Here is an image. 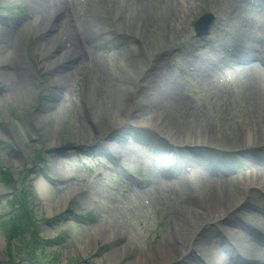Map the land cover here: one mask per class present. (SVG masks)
Segmentation results:
<instances>
[{"label":"rangeland","instance_id":"374dc122","mask_svg":"<svg viewBox=\"0 0 264 264\" xmlns=\"http://www.w3.org/2000/svg\"><path fill=\"white\" fill-rule=\"evenodd\" d=\"M73 1L0 0V264H255L264 184L216 219L209 180L264 175V0Z\"/></svg>","mask_w":264,"mask_h":264},{"label":"bare ground","instance_id":"6f19581e","mask_svg":"<svg viewBox=\"0 0 264 264\" xmlns=\"http://www.w3.org/2000/svg\"><path fill=\"white\" fill-rule=\"evenodd\" d=\"M56 1L58 2L59 6L66 7L67 9L68 8L70 9V6L73 5V2H74L73 0H56ZM119 1H121L123 3V0H118V2ZM162 2H163L164 6L166 8H167V5L168 6L171 5V0H162ZM104 3L106 4L105 0H104ZM90 4H91V2L88 3V5H90ZM102 4H103V2L101 0H99L97 4L92 6V8H100V9H102V7H103ZM129 5H130V14L132 15V17H135L137 22H140L142 24V27L140 28V30H141V32H143V30L147 29V27L145 25L146 19L144 20L143 17L145 15L144 11H145L146 7L148 6V4L147 5L145 4V0H129ZM131 7H132V10H131ZM49 9H50L49 7H45L41 14L46 15ZM167 10H168V8H167ZM131 11L134 12V16H133V13ZM169 18L170 17H166L167 20H169ZM262 50L263 51L261 52V56L264 57V47L262 48ZM4 62H5L4 60H0V64H2ZM40 62L41 63L43 62L44 65L47 64V62L44 60L43 56L40 57ZM251 73L253 74V72H251ZM255 75H253V76H255ZM123 94L126 95L125 92H123ZM120 123H121V121L117 120V122H114L113 125L120 124ZM156 124H157V122H156ZM233 143L235 144L234 147H236L239 144H241V141L236 139V140H234ZM246 145L245 146L244 145L241 146V149L244 148L242 151H246V148H247ZM216 175L218 176L219 174H216ZM262 177H263V180H262ZM209 183L211 185H215V189H217V187H220V190L218 191L219 192L218 199L215 201L216 204L218 203V208L217 209H218V212H219V215L216 217V219H219V218H222L225 215V213H227L228 210L233 209L234 206L237 207L239 204L241 205V202H242L241 199L243 197V193H247V189L248 188L257 189L256 186H258V184L260 186H261V184H264V175H253V176L251 175V177L248 178V182H246L244 180H243V182L241 180L238 181V179L235 178V179H228V180L219 182V184L217 182H213V181L209 180ZM236 185H239L241 187V189H242L241 190L242 191V197L240 199L241 201L239 200L240 203L237 202L236 204H234L235 202L232 199V194L233 193H231L229 195L228 191L230 189H234L236 187ZM225 191H226V193H225ZM219 196H220V200H219ZM189 204L190 205H194L192 202H189ZM246 205L247 204H245V207H246ZM246 208H249V212H248L249 214H252V213H250L251 212L250 210H254L255 209L253 206H248ZM208 211H210V210L208 209ZM245 212H247V211H245ZM197 213H199V212L197 211ZM224 232H225L224 233L225 237L228 236V235H231V236L235 237V234L229 228L224 230ZM193 238H194V236H193ZM180 239L181 238L179 236H176V239H175L176 246H178V242H179ZM210 239L212 240V238H209V240H207L205 242V244H204V249H206V250L207 249L210 250L209 245L212 242ZM182 244H183L182 246H186V247H189V248H193V247H197L198 246L196 243H193V241L188 242V241H183L182 240ZM0 246H1V244H0ZM179 246H181V245H179ZM210 247H212V246H210ZM227 249H230V248L227 246ZM245 249L247 250V248H245ZM250 250L254 253V259H253L254 263L255 264H264V250L261 249L259 246H252V248ZM183 253L184 254H180L181 255L180 257H183V255H185V253H187V250L185 249ZM230 253H233V250H230ZM189 259H191L194 263L196 261L192 257L187 258V260H189ZM235 260L236 259L233 258L232 261L236 262ZM168 262H170V261H168ZM168 262H165V264H168ZM219 263H220V260H219ZM172 264H174V263H172ZM197 264H199V263H197ZM225 264H227V263H225Z\"/></svg>","mask_w":264,"mask_h":264},{"label":"trees","instance_id":"16d2710c","mask_svg":"<svg viewBox=\"0 0 264 264\" xmlns=\"http://www.w3.org/2000/svg\"><path fill=\"white\" fill-rule=\"evenodd\" d=\"M29 220V219H28ZM29 224H31V223H29ZM18 232H19V230H18ZM12 234H14L13 233V230H12V232H11ZM25 234V232H20L19 233V236L21 237V236H23ZM18 235L15 237V238H18L19 237ZM39 248V246L38 247H36V249H38ZM22 248H19L18 250H21Z\"/></svg>","mask_w":264,"mask_h":264},{"label":"water","instance_id":"95a60500","mask_svg":"<svg viewBox=\"0 0 264 264\" xmlns=\"http://www.w3.org/2000/svg\"><path fill=\"white\" fill-rule=\"evenodd\" d=\"M206 19H207V20H209V19H210V17H206V18H205V20H206ZM198 29H199V27H198L196 30L198 31Z\"/></svg>","mask_w":264,"mask_h":264}]
</instances>
